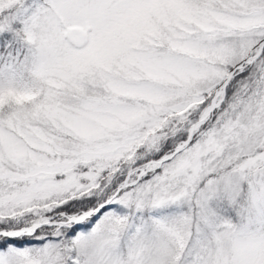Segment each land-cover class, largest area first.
Here are the masks:
<instances>
[{
    "label": "snow or ice",
    "instance_id": "1",
    "mask_svg": "<svg viewBox=\"0 0 264 264\" xmlns=\"http://www.w3.org/2000/svg\"><path fill=\"white\" fill-rule=\"evenodd\" d=\"M0 264H264V0H0Z\"/></svg>",
    "mask_w": 264,
    "mask_h": 264
}]
</instances>
